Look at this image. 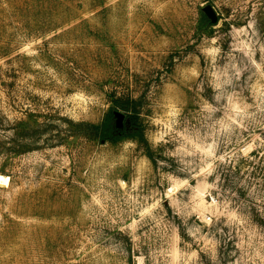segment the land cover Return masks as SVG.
I'll use <instances>...</instances> for the list:
<instances>
[{"label":"rangeland","instance_id":"1","mask_svg":"<svg viewBox=\"0 0 264 264\" xmlns=\"http://www.w3.org/2000/svg\"><path fill=\"white\" fill-rule=\"evenodd\" d=\"M0 264H264V0H0Z\"/></svg>","mask_w":264,"mask_h":264},{"label":"water","instance_id":"2","mask_svg":"<svg viewBox=\"0 0 264 264\" xmlns=\"http://www.w3.org/2000/svg\"><path fill=\"white\" fill-rule=\"evenodd\" d=\"M204 12L206 13V15L212 20V22H217L218 21V14L216 12V10L214 9V7L212 5H206L204 7ZM116 116L118 117L117 119V127L118 128H123V114L116 112L115 113Z\"/></svg>","mask_w":264,"mask_h":264},{"label":"trees","instance_id":"3","mask_svg":"<svg viewBox=\"0 0 264 264\" xmlns=\"http://www.w3.org/2000/svg\"><path fill=\"white\" fill-rule=\"evenodd\" d=\"M117 102V101H116ZM129 102L130 101H126V102H117V106H119L121 109H123V110H126V111H131L132 113H138V111H136L135 109H130L131 107H130V105H129ZM120 104V105H119ZM135 114L134 115H131V118L133 119V124L135 125V123H136V121H134V118H136V117H134L135 116ZM109 118H111V115H110V117ZM134 132V131H133ZM133 132H130V133H128L129 135L130 134H132ZM138 131H135L134 133H137Z\"/></svg>","mask_w":264,"mask_h":264}]
</instances>
